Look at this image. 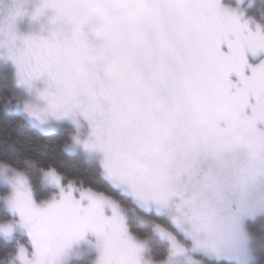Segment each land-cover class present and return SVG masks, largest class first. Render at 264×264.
I'll list each match as a JSON object with an SVG mask.
<instances>
[{"label":"snow or ice","instance_id":"snow-or-ice-1","mask_svg":"<svg viewBox=\"0 0 264 264\" xmlns=\"http://www.w3.org/2000/svg\"><path fill=\"white\" fill-rule=\"evenodd\" d=\"M9 0L5 107L71 126L118 195L0 160V264H264V0ZM25 164L33 163L25 160ZM10 214V215H9ZM261 221L259 233L253 222Z\"/></svg>","mask_w":264,"mask_h":264},{"label":"trees","instance_id":"trees-1","mask_svg":"<svg viewBox=\"0 0 264 264\" xmlns=\"http://www.w3.org/2000/svg\"><path fill=\"white\" fill-rule=\"evenodd\" d=\"M258 14L260 0H256ZM12 80L9 66L0 68V160L18 166L29 174L30 182L42 196L49 194V186L41 183V168L55 167L69 179H82L85 184L118 195L109 189L105 182L96 174L95 164L82 151L70 153L65 150V144L71 142L72 128L69 125H59L50 132H43L33 126L22 114L12 108H6L9 101H16L20 96ZM25 160L33 163L25 164ZM3 185L0 186V189ZM4 213L0 210V218ZM10 215V214H9ZM2 220V219H0ZM261 221L253 222V228L260 230ZM260 226V227H259ZM6 255V249L0 242V260Z\"/></svg>","mask_w":264,"mask_h":264},{"label":"rangeland","instance_id":"rangeland-1","mask_svg":"<svg viewBox=\"0 0 264 264\" xmlns=\"http://www.w3.org/2000/svg\"><path fill=\"white\" fill-rule=\"evenodd\" d=\"M8 3H9V0H0V7H6L8 5ZM3 66H5V65L3 64L2 61H0V68L3 67ZM11 102H12V104H15L16 103V101H11ZM8 108H11V106H9ZM57 127H55L54 129H56ZM54 129H51V130H49L47 132L53 131ZM72 133H73V130H72ZM71 136H72V134H71ZM75 152H77V151H73V152H70V153H75ZM0 222H2V220H0ZM260 226H261V224H260ZM257 233H259V232H257ZM91 259H92L91 255L88 252H85L82 255L78 256V257H73L72 258V261H71V264H90Z\"/></svg>","mask_w":264,"mask_h":264}]
</instances>
